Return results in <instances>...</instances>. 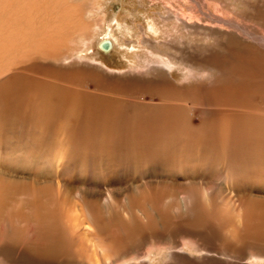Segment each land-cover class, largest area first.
<instances>
[{"label":"bare ground","instance_id":"1","mask_svg":"<svg viewBox=\"0 0 264 264\" xmlns=\"http://www.w3.org/2000/svg\"><path fill=\"white\" fill-rule=\"evenodd\" d=\"M91 1L0 0V264H116L203 233L230 260L264 257V30L219 18L242 40L218 38L220 64L198 46L156 55L209 71L208 89L147 61L109 76L61 63L91 35ZM195 96L215 101L200 122Z\"/></svg>","mask_w":264,"mask_h":264},{"label":"rangeland","instance_id":"2","mask_svg":"<svg viewBox=\"0 0 264 264\" xmlns=\"http://www.w3.org/2000/svg\"><path fill=\"white\" fill-rule=\"evenodd\" d=\"M195 1L202 7H199ZM195 1L92 0L88 2V15H85V19L94 23L91 35L87 38H75L78 52L61 63H91L101 67L109 76H112L110 72L114 76L138 73L143 70L142 65L144 66L147 61L158 68H164L168 77L178 85H196L208 89L214 82L209 71L195 70L182 60V62L167 61L164 66L158 63L156 55L167 57L168 53L172 52L170 47L198 46L200 50L212 54L216 52L215 62L220 64L224 56L217 50V47L221 46H217L221 44L218 38L227 39L231 50H237L238 53H241L238 41L242 42V40L235 35L237 30L234 27L218 21L219 18L236 20L244 26L248 25L257 33L261 29L264 30V0ZM168 6H171L170 9L167 8ZM232 36L236 37L232 38ZM104 40L111 42L108 52L99 46ZM146 40H148L147 44H145ZM223 53L226 54L227 51L224 49L221 54ZM196 60L202 62L200 56ZM139 93L140 91L133 90L130 95L136 98ZM255 98L259 104H264L262 95L258 94ZM188 102L192 106L194 120L200 122L207 113L203 107L212 106L215 101L204 102L195 96L194 99L189 97ZM193 102L197 107L194 108ZM201 116L202 119L199 121ZM201 236L205 241L185 240L168 247L160 244L159 248L154 249H151L149 244L119 263L178 264L177 262L182 260L184 264H264V257L259 258L253 254H247L245 260L233 256V260H230L226 255L228 253H224L223 249L218 250L220 246H215L216 242L211 234L203 233Z\"/></svg>","mask_w":264,"mask_h":264},{"label":"water","instance_id":"3","mask_svg":"<svg viewBox=\"0 0 264 264\" xmlns=\"http://www.w3.org/2000/svg\"><path fill=\"white\" fill-rule=\"evenodd\" d=\"M100 48H102L104 51L108 52L111 48V42L109 40H104L100 42Z\"/></svg>","mask_w":264,"mask_h":264}]
</instances>
